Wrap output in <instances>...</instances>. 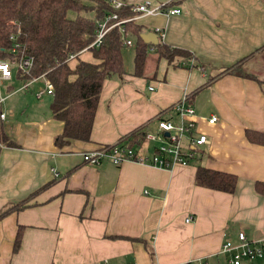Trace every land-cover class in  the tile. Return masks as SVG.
<instances>
[{"label": "crops", "instance_id": "obj_1", "mask_svg": "<svg viewBox=\"0 0 264 264\" xmlns=\"http://www.w3.org/2000/svg\"><path fill=\"white\" fill-rule=\"evenodd\" d=\"M150 2L179 13L133 23L142 33L158 27L161 44L192 59L167 62L145 47L140 74H133L137 46L126 35L132 66L101 82L87 141L54 145L61 122L49 105L4 102L1 129L10 145L0 146V211L23 207L0 217V264H227L224 241L236 243L239 231L264 238V195L253 188L264 185V140L256 135L264 134V0ZM76 59L95 62L89 51L68 64ZM182 96L191 117L171 110ZM157 119H190L207 142L169 168L81 161L80 153L116 142L149 153L141 136ZM197 166L232 175V192L196 185ZM239 264H264V257Z\"/></svg>", "mask_w": 264, "mask_h": 264}, {"label": "trees", "instance_id": "obj_2", "mask_svg": "<svg viewBox=\"0 0 264 264\" xmlns=\"http://www.w3.org/2000/svg\"><path fill=\"white\" fill-rule=\"evenodd\" d=\"M110 12H114L117 19L132 15L129 6L113 11L104 0H0V59L6 57L12 43L9 37H13L22 53L31 58L30 76L42 74L51 83L52 91L48 95L51 97L50 116L61 122V132L53 139L54 145L60 146L69 140H88L101 82L110 75L123 73L121 48L126 35L133 37L137 46L132 60L133 74H140L145 47L154 50L167 62L174 57L192 59V55L182 49L169 48L161 43H143L138 38L142 33L140 25L124 22L122 32L112 27L96 47L87 49L94 63L76 59L70 66L66 62L67 55L84 48L93 39L96 23ZM194 65L198 66V63ZM234 72L241 77H250ZM244 134L250 139V131L244 130ZM256 135L264 140V134ZM1 145H10V142L2 133L0 124ZM194 183L231 193L234 177L197 166ZM253 188L264 195V185L254 183ZM22 207V204L6 207L0 211V217ZM18 239L19 228L14 234L12 251L16 250Z\"/></svg>", "mask_w": 264, "mask_h": 264}, {"label": "built area", "instance_id": "obj_3", "mask_svg": "<svg viewBox=\"0 0 264 264\" xmlns=\"http://www.w3.org/2000/svg\"><path fill=\"white\" fill-rule=\"evenodd\" d=\"M108 7L115 11L123 6H129L132 15L128 18L117 19L114 12H110L103 16L102 20L96 23L93 39L81 49H75L66 57V62L72 61L83 51L96 47L106 31L112 27L122 32L121 25L124 22H135L144 17L155 15H173L179 13V9L169 7L166 3L152 4L150 0H104ZM155 34L156 43H161L162 30L154 27L151 31ZM12 41L7 49L6 57L0 59V82L10 79V70H14V76L23 81V85L19 88H25L38 79H41V87L34 91V98L43 95H50L52 91L51 83L42 75L30 76L32 65L31 58L25 56L17 44L13 42V37H9ZM123 46L131 45L129 39L123 37ZM152 50L151 48H149ZM10 94H2L0 91V124L5 120V111L3 105L5 99ZM185 96H182L177 102L171 106V110L179 117H191L192 109L187 102ZM216 121L214 116H210L206 122L213 123ZM193 121L184 119L182 122L173 125L169 120L157 119L154 123L153 130L145 131L142 136V143L152 145L149 153L140 152L138 149L116 142L110 145H101L95 149L80 153L81 161L88 165H97L102 160H107L112 164H119L123 161H132L139 164L149 165L157 168H169L173 164H185L190 157V148L205 144L207 139L203 134L193 132ZM166 133V136L164 135ZM185 142V143H183ZM186 150L187 152H185ZM53 176H55L53 172ZM188 217L184 219L188 221ZM220 252L226 254L227 264H239L242 260H250L264 257V238L258 240L247 239L242 232L236 233V243L224 241L220 246ZM187 264H205L200 260L191 261Z\"/></svg>", "mask_w": 264, "mask_h": 264}, {"label": "rangeland", "instance_id": "obj_4", "mask_svg": "<svg viewBox=\"0 0 264 264\" xmlns=\"http://www.w3.org/2000/svg\"><path fill=\"white\" fill-rule=\"evenodd\" d=\"M131 38V37H130ZM132 39V38H131ZM130 40V39H129ZM131 41V40H130ZM134 42V40L132 39ZM131 41V43H132ZM134 45V43H133ZM127 48V46L121 48V59H122V67L123 69L131 68V54L134 51V46ZM11 77L7 81L0 82V91L2 94H10L5 100V105L10 101H14L17 107L19 102L23 100H31L35 107L38 108L44 107V110L48 108L51 98L47 95H41L40 98H34L33 93L34 91L38 90L41 87V79L36 80L35 82L31 83L30 85L26 86L25 88L19 89L24 83L22 80L17 79L14 76V70H10ZM46 107V108H45ZM43 109V108H42ZM16 110V109H15ZM41 109L35 111V114L39 113Z\"/></svg>", "mask_w": 264, "mask_h": 264}, {"label": "water", "instance_id": "obj_5", "mask_svg": "<svg viewBox=\"0 0 264 264\" xmlns=\"http://www.w3.org/2000/svg\"><path fill=\"white\" fill-rule=\"evenodd\" d=\"M138 38L145 44H156L155 34L152 32L140 33L138 34ZM164 135L166 136V133H164Z\"/></svg>", "mask_w": 264, "mask_h": 264}]
</instances>
